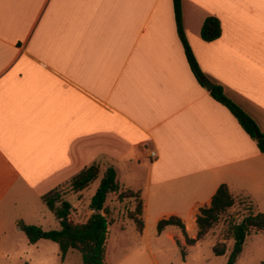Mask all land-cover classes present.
Listing matches in <instances>:
<instances>
[{
  "label": "crops",
  "instance_id": "obj_1",
  "mask_svg": "<svg viewBox=\"0 0 264 264\" xmlns=\"http://www.w3.org/2000/svg\"><path fill=\"white\" fill-rule=\"evenodd\" d=\"M182 10L206 80L264 134V0ZM210 16L222 35L206 42ZM93 163L141 193L142 236L172 216L197 235L223 184L264 212V154L193 74L173 0H0V245L10 223L33 225L22 208H47L43 195Z\"/></svg>",
  "mask_w": 264,
  "mask_h": 264
},
{
  "label": "trees",
  "instance_id": "obj_2",
  "mask_svg": "<svg viewBox=\"0 0 264 264\" xmlns=\"http://www.w3.org/2000/svg\"><path fill=\"white\" fill-rule=\"evenodd\" d=\"M173 5L177 31L184 45L188 63L200 84L205 86L204 80L207 78L202 72L186 38L183 25L182 0H173ZM221 35L222 26L220 20L213 16L207 17L201 27L202 39L206 42H212L220 38ZM210 95L230 110L264 154V134L255 120L225 94L222 86L214 85L210 90ZM101 173H103V177L90 203L93 214L83 223L73 222L70 219L72 205L66 199L68 190L74 193L82 192L92 185ZM111 194H116L119 200L134 199L136 201L135 210L131 212L130 217L135 220L140 227V231H142L144 221L142 218H137L143 213L141 193L129 188H122L115 168L109 167L103 171L102 166L98 163L85 167L67 183L59 185L42 196V203L59 220V229L44 230L39 225H27L23 222L19 223V227L25 233L30 245H35L43 239L55 242L59 246L63 261L66 259L67 254L74 250L81 254L82 264H107L106 247L111 222L108 218L110 210L106 206V202ZM241 195L245 194L241 193ZM245 196L250 200L249 196ZM251 203L254 207L252 201ZM236 204V195L230 191L226 184H223L213 196L211 205L200 209L196 220L198 228L196 238L188 236L184 222L176 216L160 220L157 224L158 233L161 234L167 227L173 226L182 231L187 245H195L203 241L210 231L223 224V241H219L214 245V254L216 256H225L228 252V243L232 242V249L226 264H237L247 239L252 235V232L261 231L264 233V212L249 210L248 214L239 220L237 216L230 213ZM182 253L185 255L184 250H182Z\"/></svg>",
  "mask_w": 264,
  "mask_h": 264
},
{
  "label": "rangeland",
  "instance_id": "obj_3",
  "mask_svg": "<svg viewBox=\"0 0 264 264\" xmlns=\"http://www.w3.org/2000/svg\"><path fill=\"white\" fill-rule=\"evenodd\" d=\"M102 177L103 173L82 192L74 193L67 189L66 199L72 205L70 219L73 222L83 223L93 214L90 203ZM236 197L237 204L230 213L239 220L249 210L255 211L245 195L236 194ZM136 204L134 199L119 200L116 194L108 197L106 206L110 210L108 218L111 226L106 247L107 264H226L233 243H228L225 256H216L213 251L214 245L223 241V224L210 231L203 241L195 245L186 244L179 228L169 229H176L179 238L176 236L171 239L167 232L158 235L157 224L153 219L149 221L147 232L142 236L144 228L140 231L139 225L130 217ZM262 209L264 208H258V211H263ZM18 215L24 217L27 223L40 225L44 230L60 228L59 220L48 208H22ZM137 218L142 217L139 215ZM18 227L12 222L6 229L4 242L0 245V253H4L0 255V264H82L81 254L74 250L63 261L59 246L53 241L41 240L37 245L30 246L25 233ZM237 264H264L263 232H252Z\"/></svg>",
  "mask_w": 264,
  "mask_h": 264
},
{
  "label": "water",
  "instance_id": "obj_4",
  "mask_svg": "<svg viewBox=\"0 0 264 264\" xmlns=\"http://www.w3.org/2000/svg\"><path fill=\"white\" fill-rule=\"evenodd\" d=\"M204 85L208 90H211L214 87V84L210 82L209 80H204Z\"/></svg>",
  "mask_w": 264,
  "mask_h": 264
},
{
  "label": "built area",
  "instance_id": "obj_5",
  "mask_svg": "<svg viewBox=\"0 0 264 264\" xmlns=\"http://www.w3.org/2000/svg\"><path fill=\"white\" fill-rule=\"evenodd\" d=\"M151 156H152V157H155V156H156V153H155V152H152V153H151Z\"/></svg>",
  "mask_w": 264,
  "mask_h": 264
}]
</instances>
